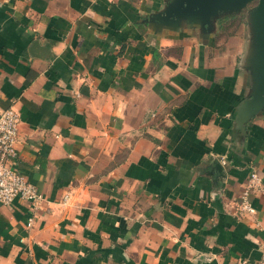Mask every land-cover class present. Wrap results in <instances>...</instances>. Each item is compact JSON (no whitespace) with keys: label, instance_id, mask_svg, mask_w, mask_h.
I'll return each mask as SVG.
<instances>
[{"label":"crops","instance_id":"0c3cea01","mask_svg":"<svg viewBox=\"0 0 264 264\" xmlns=\"http://www.w3.org/2000/svg\"><path fill=\"white\" fill-rule=\"evenodd\" d=\"M167 2L0 0V110H19L17 168L44 195L0 202V264L260 257L264 193L233 207L251 169L264 183V107L236 118L249 23L166 26Z\"/></svg>","mask_w":264,"mask_h":264},{"label":"water","instance_id":"95a60500","mask_svg":"<svg viewBox=\"0 0 264 264\" xmlns=\"http://www.w3.org/2000/svg\"><path fill=\"white\" fill-rule=\"evenodd\" d=\"M252 2L255 3L246 15L252 39L248 54L252 87L237 109L236 118L241 123L264 107V0H168L155 14L159 23L166 26H179L184 22L211 31L218 17L238 13Z\"/></svg>","mask_w":264,"mask_h":264},{"label":"built area","instance_id":"2783aa9c","mask_svg":"<svg viewBox=\"0 0 264 264\" xmlns=\"http://www.w3.org/2000/svg\"><path fill=\"white\" fill-rule=\"evenodd\" d=\"M20 122V112L13 104L0 110V202L8 204L14 199L20 198L27 201L34 213L40 208L44 195L17 168L16 143ZM263 193V179L255 169H251L240 195L233 200L235 213L239 215L254 214L256 209L252 204L251 197ZM33 221L34 214L28 218V226L32 225ZM235 264H264V250L256 260L241 257L236 260Z\"/></svg>","mask_w":264,"mask_h":264},{"label":"rangeland","instance_id":"374dc122","mask_svg":"<svg viewBox=\"0 0 264 264\" xmlns=\"http://www.w3.org/2000/svg\"><path fill=\"white\" fill-rule=\"evenodd\" d=\"M255 2H252L250 4L247 5V7H245L244 9H242L240 12H236L235 14L237 15L238 18H233L232 20L234 21V23H239L242 22L244 20V17L247 15V12L250 8V6H252ZM240 31V30H239Z\"/></svg>","mask_w":264,"mask_h":264}]
</instances>
